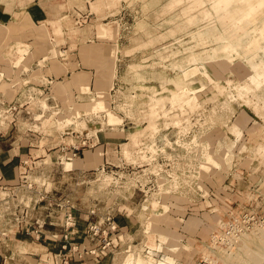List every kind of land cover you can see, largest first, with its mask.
<instances>
[{
	"label": "rangeland",
	"instance_id": "obj_1",
	"mask_svg": "<svg viewBox=\"0 0 264 264\" xmlns=\"http://www.w3.org/2000/svg\"><path fill=\"white\" fill-rule=\"evenodd\" d=\"M53 1L49 22L27 16L0 26L5 77L12 64L23 63L20 83L42 77L47 82L43 62L38 71L26 72L44 56L52 73L64 76L54 102L24 99L16 112L15 104L0 101V127L24 132L34 126L40 144L51 150L22 169L17 185L0 186V233L6 238L0 264H73L84 249H94L89 224H103L108 216L123 230L111 236L121 237L116 249L101 256L105 262L123 264L130 254L151 256L156 264L215 258L214 236L231 218L264 216V86L249 81L252 63L264 61V51L252 55V63L236 55L231 61L205 59L224 34L215 0ZM60 47L79 50L88 68L102 57V65L116 69L114 87L103 93L94 86V93L76 88L74 71L58 60ZM92 53L94 62L87 57ZM180 83L190 85L187 92L198 91V105H172V94L184 92ZM246 83L255 90L240 97ZM22 89L24 97L35 92ZM2 94H11L5 78ZM94 135L118 147L107 155L102 149L87 152L89 158L103 154V162L83 168L74 160L86 156L74 157L73 146L89 148L84 143ZM58 144L65 150L58 152ZM84 239L89 244L83 246ZM252 253H242L237 264H264Z\"/></svg>",
	"mask_w": 264,
	"mask_h": 264
},
{
	"label": "crops",
	"instance_id": "obj_2",
	"mask_svg": "<svg viewBox=\"0 0 264 264\" xmlns=\"http://www.w3.org/2000/svg\"><path fill=\"white\" fill-rule=\"evenodd\" d=\"M53 0H0V26L1 25H11L14 22L16 23L19 21V19L22 18H29L33 22H49L50 16L47 14L49 8L54 6ZM44 11V16L41 14H36L35 11ZM44 44V43H43ZM45 45L48 47L49 44L45 43ZM50 47V46H49ZM67 49V50H65ZM61 54H59L58 60L60 63H62V67H64L66 64L71 67V72H81L85 71L87 73H96L95 66L94 67H86L83 66V63L81 62V55L80 51L76 49H71V47L65 48L60 47L58 48ZM65 55H69L72 59V62L75 63L70 65L71 63L68 62L71 58H65ZM43 62V64L46 66L44 68V72L46 74V78L48 81L46 82L44 78H40L38 83L27 82L29 83H20L21 81H18L20 77L23 76V72H21V75H18L17 72L23 69L24 71L25 67L23 63H15L12 64L10 69L13 71V73L10 75L9 78L5 77L4 73H0V79L3 80L5 78V82L9 85L11 88V94L10 97L7 98L5 95L0 96V101L7 102L10 104H15V111L17 112V105H20L24 99L27 100V102L35 101V100H44L47 102H54L56 99V96L54 95V88L56 86V83L64 82V76L57 77L56 74L52 73L51 64L45 60L44 57H40L37 60H35L29 69V71H26L31 75V73L35 70L38 71L39 64ZM96 64V63H95ZM28 68V67H27ZM95 71V72H94ZM68 71L67 76L71 73ZM15 76V77H14ZM20 76V77H19ZM72 76V74H71ZM16 78V80H14ZM31 78V76H30ZM16 81V82H14ZM3 82V81H2ZM20 83V84H19ZM29 87L32 89V94L27 95V97L23 96L22 88ZM93 87V83H92ZM80 93L83 91L78 90ZM91 93H94V91L90 90ZM87 92V91H85ZM97 95V94H96ZM12 99V100H11ZM59 101V100H58ZM20 103V104H19ZM17 104V105H16ZM24 105H20V108ZM50 106V105H49ZM51 108V107H50ZM53 109H56L54 106ZM29 109V107H28ZM57 110L60 111L61 108L57 107ZM30 111H28L29 114ZM57 113V112H56ZM19 113H17L18 116ZM34 114V113H33ZM57 115V114H56ZM41 117L44 119V115H41ZM23 127V126H22ZM34 126H29V128H26L24 132H19V130L16 128H11L4 130L2 127H0V186L3 188H12L13 186L17 185L19 180L22 178L21 173L22 169L24 167H27L29 163L31 165L36 164L38 162L43 161L46 157V154L50 152L49 147H44L42 144V137L40 135H37L34 130H32ZM43 135V134H42ZM103 139L104 142L101 141L99 135L91 136L90 138H87L86 140L87 144H89V148H84L80 150V157L86 156L85 159H77L74 160L77 164L82 165L83 168H94L97 167L99 164L103 162V156L106 154L107 151L113 150L114 147H118V144L116 142H107L106 136ZM93 142V143H92ZM61 147V148H60ZM55 149H58V152L65 150V148L62 147V144H58L54 147ZM100 150L102 149L103 154H99L97 156V152L93 154L92 158H89L91 156L86 155L87 152L92 150ZM54 150V149H53ZM46 154H44L43 152ZM37 152H42V154L38 157H35ZM88 156V157H87ZM40 159V161H36ZM86 160V161H85ZM108 163V162H106ZM1 190V189H0ZM10 193L11 192H7ZM2 195V191H0V197ZM127 229V227L125 228ZM1 230V229H0ZM123 230V229H121ZM120 237L117 239L119 242ZM2 241H6V238L4 237L3 233H0V248L2 247ZM82 242L81 244L84 246L86 243L89 244V241ZM91 247V245H88V247ZM86 255V256H85ZM82 257L75 258L72 262L73 264H111V262H105L106 259L104 257H92L90 254H85ZM1 256L2 252L0 250V262H1ZM114 262H112L113 264Z\"/></svg>",
	"mask_w": 264,
	"mask_h": 264
},
{
	"label": "bare ground",
	"instance_id": "obj_3",
	"mask_svg": "<svg viewBox=\"0 0 264 264\" xmlns=\"http://www.w3.org/2000/svg\"><path fill=\"white\" fill-rule=\"evenodd\" d=\"M215 3L217 6L216 10L218 16L220 18L225 19L222 22L224 34L218 36L219 37L217 39L218 47L213 49V52L205 59L207 61H211L214 59L221 58L227 61H231L233 56L236 55L241 58H247V60H249L252 63L253 61L252 55L255 56L259 50L264 51V45L261 44L264 43V20L259 21L258 18L260 12L264 10V0H215ZM261 15H262L261 17H264V13ZM214 31H218V30H214ZM243 35L246 38H248L249 36L250 37L252 36V38L247 42L246 41L244 42L245 39L244 40L241 39L243 40L241 42V40L239 39ZM96 55L97 54L92 53L89 56H87L89 58L88 61L91 60V62L92 61L94 62ZM103 61L104 59H102V57H99L98 62L96 61L95 62L96 64L91 65L93 67L95 66L96 69L95 70L96 73L93 74V76H92L93 72L87 73L85 71H81V72L74 71L72 73V76L70 77L72 84L76 88L90 90L93 83V86L95 87V91L98 93L110 91L114 87V78L116 77L114 71L115 67L114 69L113 67L109 69L105 65H102ZM234 68L235 67H233V69ZM252 68H253V72L249 75L250 83L253 84L255 88L263 87L264 61H261L258 64L252 63ZM54 69L61 70L57 64L54 65ZM251 84L246 83L245 85L243 86L241 85L239 87L240 97L248 95L251 92H254L255 89L254 87H252ZM177 86H179L180 89L184 88V92L172 94V97L170 98L172 105H175L176 103H183L184 105L187 104L189 106L191 105L192 107L198 105V99L196 97V94L198 93L197 90L190 88V91L188 92L185 91V87L187 88V86H190L187 83H180ZM162 99L163 98L155 99V100L160 103L163 101ZM253 241H256L255 249L251 250L250 244L253 243ZM236 245L238 247V250L237 252H234L233 248ZM234 246L231 249L228 248L222 249L219 247L212 246L211 251L216 255L215 256L213 254V256H215V258L217 259L216 260L214 258L217 261V263L237 264L243 261L242 253L244 252H253L252 254L255 255L254 259L256 260L261 259L262 261H264V226H259L249 232L243 233V235L237 240ZM123 264H156V260L153 257L144 254L143 255L137 254L136 256L130 254L128 255L126 261Z\"/></svg>",
	"mask_w": 264,
	"mask_h": 264
},
{
	"label": "built area",
	"instance_id": "obj_4",
	"mask_svg": "<svg viewBox=\"0 0 264 264\" xmlns=\"http://www.w3.org/2000/svg\"><path fill=\"white\" fill-rule=\"evenodd\" d=\"M13 114L14 113H12V115ZM84 144H86V142ZM73 147V156L76 157L80 155V148L76 146ZM245 219L246 220L242 221L240 217L231 218L224 226V230L222 228V230L214 236V244L220 248L231 249L243 233L249 232L256 227L264 226V216L258 217L257 215H253ZM120 230L117 222L111 216H108L103 224H89L87 232L88 238L92 243L94 242L95 245L93 250L88 252L87 249H84L83 252L99 258L106 253V250L110 251L116 249L117 245H115V241L117 242V240L112 239L111 236L117 234ZM201 264L219 263H217L214 258L208 257Z\"/></svg>",
	"mask_w": 264,
	"mask_h": 264
}]
</instances>
